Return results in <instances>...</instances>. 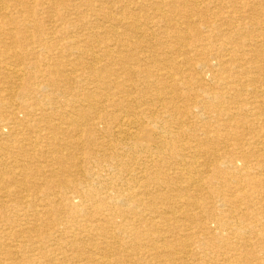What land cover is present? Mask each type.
Returning <instances> with one entry per match:
<instances>
[{
	"label": "bare ground",
	"instance_id": "1",
	"mask_svg": "<svg viewBox=\"0 0 264 264\" xmlns=\"http://www.w3.org/2000/svg\"><path fill=\"white\" fill-rule=\"evenodd\" d=\"M191 260L264 264V0H0V264Z\"/></svg>",
	"mask_w": 264,
	"mask_h": 264
},
{
	"label": "rangeland",
	"instance_id": "2",
	"mask_svg": "<svg viewBox=\"0 0 264 264\" xmlns=\"http://www.w3.org/2000/svg\"><path fill=\"white\" fill-rule=\"evenodd\" d=\"M191 259L193 260L194 258L192 257ZM192 260H191V261H188V264H194V263H191V262H192Z\"/></svg>",
	"mask_w": 264,
	"mask_h": 264
}]
</instances>
